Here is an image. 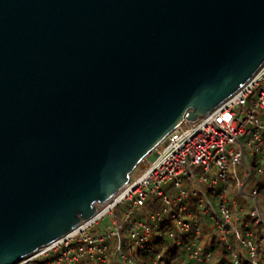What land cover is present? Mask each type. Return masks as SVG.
Segmentation results:
<instances>
[{
    "label": "water",
    "instance_id": "obj_1",
    "mask_svg": "<svg viewBox=\"0 0 264 264\" xmlns=\"http://www.w3.org/2000/svg\"><path fill=\"white\" fill-rule=\"evenodd\" d=\"M264 65V0H0V264L91 220Z\"/></svg>",
    "mask_w": 264,
    "mask_h": 264
},
{
    "label": "built area",
    "instance_id": "obj_2",
    "mask_svg": "<svg viewBox=\"0 0 264 264\" xmlns=\"http://www.w3.org/2000/svg\"><path fill=\"white\" fill-rule=\"evenodd\" d=\"M148 163L111 201L97 206L91 220L19 264L52 255L40 264H110L111 258L134 264L133 249L153 247L155 232L183 245L184 257L195 264H212L216 244L228 252L230 263L224 264H263L264 212L258 194L264 187V65L212 113L185 120ZM230 165L244 166V181L230 177ZM252 180L257 184L246 193ZM138 209L144 216L132 220ZM162 254L156 253L155 264H161Z\"/></svg>",
    "mask_w": 264,
    "mask_h": 264
},
{
    "label": "trees",
    "instance_id": "obj_3",
    "mask_svg": "<svg viewBox=\"0 0 264 264\" xmlns=\"http://www.w3.org/2000/svg\"><path fill=\"white\" fill-rule=\"evenodd\" d=\"M258 201L260 206H264V187L260 189L258 194ZM264 212V211H263ZM248 216V215H247ZM246 216V217H247ZM256 236L260 238L262 236V231L257 228L256 229ZM153 247L151 248H138L135 247L133 249V260L134 264H155L156 261V253L162 252V259L160 260L161 264H195L191 261H188L184 255H183V245L176 246L173 245L172 242L168 239H166V236L161 233H154L153 234ZM214 249V257L212 264H224V263H230L228 252L225 251L224 246L222 245H212ZM123 248L124 250H127L129 247L127 246V239H123ZM264 250V245H263ZM170 251L172 253L170 254ZM54 256L52 255L48 259H53ZM48 259L46 258H40L37 260H34L32 264H40L45 263ZM111 262L114 260L111 258ZM82 264H94L88 260L83 261ZM264 264V262H263Z\"/></svg>",
    "mask_w": 264,
    "mask_h": 264
},
{
    "label": "rangeland",
    "instance_id": "obj_4",
    "mask_svg": "<svg viewBox=\"0 0 264 264\" xmlns=\"http://www.w3.org/2000/svg\"><path fill=\"white\" fill-rule=\"evenodd\" d=\"M148 164H149L148 163V158H146L145 161L141 163V165L135 170V172L132 175H138L139 173H141L142 171H144L148 167ZM243 172H244V166H237V167L234 168L232 165H230V167H229V175H230L231 178L236 175L242 181H244ZM257 181H261V179H257ZM256 184H257L256 180L250 181V183L248 184V186L245 189V192L246 193H250L252 191V188ZM185 186L188 189H191V187L189 186V184H185ZM165 189L167 190V187H165ZM230 190H231V192L233 191V189H230ZM230 202H231V198L228 197V203H230ZM242 203L245 204V201H242ZM261 209L264 211V206H262ZM142 216H144V212L141 209H138L136 211L135 215L132 217V220L141 219ZM108 222H109V220L106 219L104 223L105 224H108ZM102 226L104 227V225H102ZM122 235H123V238H127V236H126V229L122 232ZM246 263H247V261L245 260L244 264H246ZM110 264H117V263L115 262V260H113Z\"/></svg>",
    "mask_w": 264,
    "mask_h": 264
},
{
    "label": "bare ground",
    "instance_id": "obj_5",
    "mask_svg": "<svg viewBox=\"0 0 264 264\" xmlns=\"http://www.w3.org/2000/svg\"><path fill=\"white\" fill-rule=\"evenodd\" d=\"M144 161H145V160H144ZM144 161H143V162H144Z\"/></svg>",
    "mask_w": 264,
    "mask_h": 264
}]
</instances>
